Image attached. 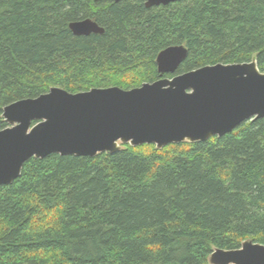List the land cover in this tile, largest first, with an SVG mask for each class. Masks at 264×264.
<instances>
[{"label":"trees","instance_id":"obj_1","mask_svg":"<svg viewBox=\"0 0 264 264\" xmlns=\"http://www.w3.org/2000/svg\"><path fill=\"white\" fill-rule=\"evenodd\" d=\"M84 19L105 33L74 36ZM178 45L177 74L254 60L264 73V0H0V131L6 106L54 87L153 83ZM246 241L264 245V118L202 143L31 159L0 187V264H209Z\"/></svg>","mask_w":264,"mask_h":264},{"label":"water","instance_id":"obj_2","mask_svg":"<svg viewBox=\"0 0 264 264\" xmlns=\"http://www.w3.org/2000/svg\"><path fill=\"white\" fill-rule=\"evenodd\" d=\"M143 1L151 9L188 0ZM69 29L77 37L105 33L92 19L72 22ZM188 52L184 45L161 51L156 58L160 79L138 88L73 94L54 87L6 106L3 117L9 127L0 131V187L13 184L31 159L94 158L115 154L126 144L162 149L202 143L264 118V73L255 60L177 74ZM209 264H264V245L246 241L237 250L217 249Z\"/></svg>","mask_w":264,"mask_h":264}]
</instances>
